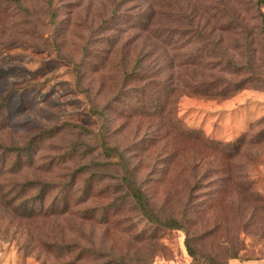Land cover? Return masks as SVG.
I'll return each mask as SVG.
<instances>
[{
	"label": "rangeland",
	"instance_id": "374dc122",
	"mask_svg": "<svg viewBox=\"0 0 264 264\" xmlns=\"http://www.w3.org/2000/svg\"><path fill=\"white\" fill-rule=\"evenodd\" d=\"M0 264H264V1L0 0Z\"/></svg>",
	"mask_w": 264,
	"mask_h": 264
},
{
	"label": "trees",
	"instance_id": "16d2710c",
	"mask_svg": "<svg viewBox=\"0 0 264 264\" xmlns=\"http://www.w3.org/2000/svg\"><path fill=\"white\" fill-rule=\"evenodd\" d=\"M262 1H264V0H262ZM30 185H31V183H28L27 185H24L23 187L30 186ZM133 197L136 200L137 204H141L142 205V193L139 190H135V193L133 194ZM188 249H189L190 252H192V249L190 247H188Z\"/></svg>",
	"mask_w": 264,
	"mask_h": 264
}]
</instances>
